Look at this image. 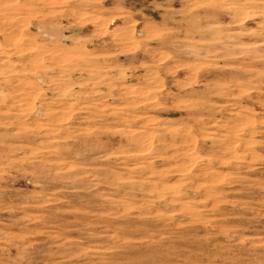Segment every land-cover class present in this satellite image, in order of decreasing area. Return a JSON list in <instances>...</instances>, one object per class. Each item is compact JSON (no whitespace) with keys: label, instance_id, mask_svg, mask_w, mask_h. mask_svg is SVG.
Instances as JSON below:
<instances>
[{"label":"rangeland","instance_id":"1","mask_svg":"<svg viewBox=\"0 0 264 264\" xmlns=\"http://www.w3.org/2000/svg\"><path fill=\"white\" fill-rule=\"evenodd\" d=\"M0 264H264V0H0Z\"/></svg>","mask_w":264,"mask_h":264},{"label":"bare ground","instance_id":"2","mask_svg":"<svg viewBox=\"0 0 264 264\" xmlns=\"http://www.w3.org/2000/svg\"><path fill=\"white\" fill-rule=\"evenodd\" d=\"M232 12H233V11H232ZM4 36H5V35H4ZM13 40H14V39H13ZM17 41H18V39H17ZM7 42H8V41H7ZM18 42H19V41H18ZM5 43H6V42H5ZM8 44H9V43H8ZM8 44H7V45H8ZM2 45H3V44H2ZM3 49H4V48H3ZM32 50H33V49H32ZM13 52H14V51H13ZM17 53H18V52H17ZM28 95H29V94H28ZM27 99H28V98H27ZM138 136H139V135H138ZM133 137H134V136H133Z\"/></svg>","mask_w":264,"mask_h":264}]
</instances>
